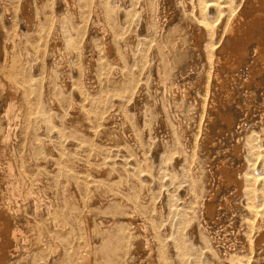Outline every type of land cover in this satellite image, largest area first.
I'll return each mask as SVG.
<instances>
[{
    "label": "bare ground",
    "instance_id": "bare-ground-1",
    "mask_svg": "<svg viewBox=\"0 0 264 264\" xmlns=\"http://www.w3.org/2000/svg\"><path fill=\"white\" fill-rule=\"evenodd\" d=\"M41 1H43L44 7L41 8L36 4V7L39 8L34 9V4L32 5L30 1L26 3L24 0H0V3L5 8L4 10H6V16L9 17L13 13L12 8H14L15 15L13 14V22L16 20L18 26L24 24V27L27 29L26 37L22 36L23 33L21 31V35L15 32L16 38L13 37L15 38L13 39L11 37L12 33L9 32L10 34H8L4 32V26L0 23V264H95L94 257L98 260L102 258H100L98 252L95 253V250L97 251L99 249L96 248L99 245V234L97 231H94V219L92 222L94 210L100 212V209H102V206L101 208H97L99 207L97 204V207L94 206V190H96V187L94 189V185L96 184L95 181L101 177L99 176L100 178L97 179L93 176L97 179L93 181L92 178L89 180L90 177L84 174L82 175V173L80 174L81 169L78 161L81 160L79 158L76 161L77 159L75 160L73 158L82 153V150L87 154L89 161H92L96 156L94 154V133L92 134L93 131H91L92 126L95 125V120L102 119L103 112L107 111L104 113L102 120L108 127L117 112L121 116L123 113L121 110L125 106H139L145 99L144 97L146 95V89L150 84V79H152V82L154 80L153 77L146 79V76L152 74L155 78L156 89H164L165 93L168 92L169 82L172 80L171 77H174V80L170 84V98H172L169 106L171 109L179 104L194 108L195 114H192L193 116L190 117H194L191 121L195 119L199 120L197 129L195 131L193 130L195 132L193 142L195 143L194 147L197 151L202 148L207 150L209 146H214L218 140H221L222 134L225 132L239 139L238 132L245 129V125L250 118V112L253 108L254 98L260 92L262 95L259 102H264V0H130L128 1L130 5L127 4L129 5L128 7L124 6L125 10L121 6L123 11H118L108 0H99L101 1L100 3L97 2L98 0L95 3V0H80L81 2L78 0L80 2V13L77 12L78 7H76L75 0ZM58 1H63L69 11L73 10L75 20L72 24L74 25L62 19H54L57 14L54 11L55 17L52 14V10H55L53 5L55 4L56 8V5H58L56 2ZM62 5L64 4L62 3ZM59 16L61 18L64 17ZM71 19L73 21V17ZM122 28L125 29L124 36L123 34L121 35ZM94 32L102 35L100 37L102 39L101 43L103 47L101 49L104 59L101 63H98V60L94 56V51H97L92 47V42H87V39ZM95 41L98 43L99 40L97 41L96 39ZM63 44H66L65 46L68 49L67 52L64 51L65 49H60V56H62L61 59L63 58L64 63L58 61L59 56L56 50V59L53 57L52 59L57 60L58 64L55 63L58 65L60 74L66 73V75L70 74L72 77L69 76L71 78L67 80L61 77L56 82L53 77L52 79L54 81L52 80L51 82V78L49 77L50 79L45 81L44 78L48 77L45 76L46 67L44 61H47L46 59L51 48L58 50ZM98 45H101L100 42ZM54 60L51 61L53 62ZM53 70L56 71L55 68ZM238 83L241 86L237 85ZM237 86H240V89L244 92V99L240 96L238 97L237 93L235 94L237 92ZM56 96L58 100L59 96L61 97L60 101L62 100V104L68 103V100L71 103L69 105L71 106L69 107L71 109L70 112L68 111L69 113L66 114L65 110L62 113L63 110H60L62 114H66V116L63 115V117L67 118L66 120L63 119L64 121L72 122L76 114H78L90 125V129H86V126H84L83 131L79 128L82 131L81 137L79 138L82 139H77L81 141L77 146L66 147L67 144H63L64 140L62 138L64 139V135L66 132L68 133V129L63 134L61 129L57 130L55 128L56 124L53 127L52 124L50 127V122L52 121L50 119V113L53 112L51 108L58 110L60 107ZM244 104H246V107ZM158 106L160 105L158 104ZM184 106L181 107L187 110ZM132 107L131 109H133ZM114 109L116 110L113 111ZM140 110L142 111V108ZM148 110L150 111L149 108ZM143 111L145 113V110ZM127 112L129 113L130 111ZM136 113L137 117L142 114L139 110ZM162 114L163 117H166L164 113ZM187 117H189V114ZM56 118L60 121V117ZM53 121L55 120L53 119ZM74 123L70 125H75ZM193 123L195 122L193 121ZM65 124H61V126H65ZM112 124L114 123L112 122ZM248 124L250 126V123ZM161 125L171 135L173 134L172 131H174L178 137H186L187 131L184 128V120L178 114L174 115L170 120L164 118ZM101 127L103 128V126ZM192 127L194 128V126ZM81 128L83 129V127ZM65 129L63 127V130ZM78 131L76 129V132L74 131L75 134ZM70 132L73 133V131ZM53 137L57 140L56 144H54V141L53 144L50 143ZM72 138H69L70 144ZM77 140L74 141L77 142ZM247 140H245L246 143L252 142V140ZM254 140L252 143H254ZM106 141L103 134H99L95 142L102 145ZM224 144L229 143L225 142ZM141 145L143 146V144ZM252 146L251 148H253ZM120 148L122 149V147ZM218 148L220 149V147ZM219 151L223 152L221 150ZM107 152L110 151L108 150ZM206 153L208 154V151ZM234 153L238 156L240 155L236 149ZM108 155L107 160L110 157ZM70 157L76 162H72ZM112 157H115L114 154ZM233 157H235V161L239 164L238 157ZM200 158L201 156L196 159L198 160ZM109 159L112 158L110 157ZM105 162L103 165H105ZM141 162L145 163L143 161ZM94 164L92 163L90 168L91 166L94 167ZM98 167L95 166V168ZM235 167L236 165L234 164L229 166L228 163H225L218 169L217 174L220 187H225L227 191L234 192V196L239 198L235 209H241L243 201L247 202L248 208H254L256 207L255 197H253L254 195L250 188L252 182L249 179V175L247 180L243 175V173L248 174L249 171L242 172L241 168L236 170ZM142 170L140 169V171ZM89 171L92 173L93 170L91 169ZM87 172L85 173L87 174ZM90 172H88V175H90ZM124 177L127 178L126 176ZM102 179L100 180L102 181ZM105 179L107 180V178ZM109 179L111 180V177ZM118 180L114 181L118 182ZM101 181L99 184L104 183H101ZM151 181H148V183ZM254 182H257L255 178ZM140 185L138 186L140 187ZM125 187H128V184ZM206 187L205 189H207ZM117 190L119 189L117 188ZM219 190L220 188L216 191H211L210 200H201L203 201L200 207V215L203 223L201 229L205 227L204 225L208 227L211 223L215 222L214 215L218 208L214 199L217 198ZM106 191H108V188ZM189 191V194L192 193ZM133 192L135 193L136 191L133 190ZM144 193L146 194L145 191ZM244 194L245 198H243ZM127 195L129 196V194ZM154 197L157 198L158 196ZM110 200L112 201V198ZM128 201L132 203L133 208L132 210L129 209L130 211L125 214V218L123 217L125 219L123 221L126 223L125 226L121 225L120 221L119 226L115 225L118 223H115L107 228L109 237L111 240H115L118 246L116 249L117 259L120 257L121 259L123 257H135L139 260V264H193L196 261L194 250H192L193 248L189 247L188 243H186L188 236L187 238L185 237L186 240L183 237L186 230L183 229V236H179L178 238L174 237L176 235L175 233L174 235L172 234L174 231H170L175 239L169 240L172 236L170 235L171 237L169 238L166 237L165 234H167L168 230L166 231L165 228L166 233H164L163 226L159 225L162 223L156 220L157 216L155 217V215L158 211L154 213L157 224L153 222L154 220L152 221L153 223L149 224V220H152L153 217L150 219L143 217L146 214H141L142 209H139V198L133 196ZM174 201L176 202V200ZM148 203L150 202L148 201ZM148 203L147 205L149 206ZM158 203L159 201L157 205ZM165 203L167 204L168 202ZM231 203L230 201H226V206L230 208ZM110 204L108 205L107 203L106 205L109 207ZM166 207L168 208V205ZM114 208L115 206L107 209L104 208L105 216L113 218L115 213H113ZM154 208L157 209V207ZM124 209L126 212L127 209ZM179 209L182 210L181 208ZM119 210H122V208ZM176 211H174V215ZM184 211L187 214L188 220L193 217L192 215H196L194 213V207H190ZM178 212L177 214L180 213ZM165 216L163 215V217ZM189 216L192 217L190 218ZM166 218H169V216L167 215ZM144 219L148 220V223ZM166 221L169 222L168 219ZM199 222L201 223V221ZM170 223L172 222L170 221ZM182 223L180 222V224ZM186 224L184 223L185 226ZM169 225L167 223L168 227ZM188 225L187 232L189 230L192 231L194 228L191 229ZM174 227L176 228V226ZM174 227L173 229H175ZM177 227H179V224H177ZM169 229L172 228L170 227ZM248 231L251 234L257 233L253 249L256 250L259 258L260 256H264V203L263 208L259 211L254 210L251 212L250 219H247L243 224L242 233L247 235ZM179 233L178 235H180ZM209 237L206 241L209 240L215 247L218 244L216 237L214 236V238L211 234H209ZM191 239L193 237L190 238V241L188 239L189 243L193 242ZM103 240L101 239V242ZM209 242L208 244L210 245ZM191 246H193L192 243ZM256 252L253 250V253ZM104 264H106V261Z\"/></svg>",
    "mask_w": 264,
    "mask_h": 264
},
{
    "label": "rangeland",
    "instance_id": "rangeland-1",
    "mask_svg": "<svg viewBox=\"0 0 264 264\" xmlns=\"http://www.w3.org/2000/svg\"><path fill=\"white\" fill-rule=\"evenodd\" d=\"M31 2L34 9H36V4L37 6L39 7H44V4H43V1L41 0H24V2L28 3V2ZM33 1V2H32ZM80 1V0H79ZM91 1V0H90ZM97 0L94 1V3L96 2ZM103 1V0H101ZM101 1H97L98 3H100ZM106 1V0H105ZM112 6L116 7L118 11H123V9L125 10V7L124 6H129L130 5V0H115V4L113 5L114 3V0H108ZM119 1V2H117ZM81 2V1H80ZM78 0H75V3L77 4L76 7L77 8V12L80 13V5ZM124 2V3H123ZM42 3V4H41ZM58 3V5H56V8H55V4L53 5V8L55 10H52V14L54 15L55 17V14L56 17L54 19L56 20H60L62 19L63 21L69 23V24H72L74 22V13H73V10H70L66 7L65 3L63 1H58L56 2ZM62 3L64 5H62ZM119 3V4H117ZM123 3V4H122ZM126 3V4H125ZM60 4V5H59ZM121 4V5H120ZM129 4V5H127ZM20 6V5H18ZM123 6V9L122 7ZM38 7V8H39ZM121 7V8H120ZM126 7V8H127ZM19 8V7H18ZM37 8V9H38ZM58 8V9H57ZM66 8V9H65ZM5 8L2 6V4L0 3V23L2 24V26H4V32L10 34L12 33L10 36L13 38L16 36L17 33H19L21 35V31H22V36L26 37V34H27V29L26 27H24L25 25L24 24H20V26L17 25V21L14 20V8L13 9V13H11V15L9 17L6 16V10H4ZM65 11V14H64V11ZM79 10V11H78ZM55 14H54V12ZM59 11V13H58ZM70 13H68V12ZM63 12V13H62ZM66 13H67V16H66ZM78 13V14H79ZM5 14V15H4ZM14 14V15H13ZM61 15L62 17L66 16V18H61L59 15ZM63 14V15H62ZM70 14H71V18L73 17V21L72 19L70 18ZM69 15V16H68ZM4 16V17H3ZM59 16V17H57ZM3 18V19H2ZM7 18V19H6ZM16 18V17H15ZM58 18V19H57ZM68 18V19H67ZM67 21H66V20ZM61 20V21H62ZM71 20V21H69ZM95 22V21H94ZM9 25H8V24ZM5 24V25H4ZM74 25V24H72ZM14 26V27H13ZM18 26V27H17ZM13 27V29H12ZM6 29H9V30H6ZM11 30V31H10ZM121 35L123 34L124 36V33H125V29L122 28L121 29ZM10 32V33H9ZM16 32V34H15ZM25 32V33H24ZM15 34V35H14ZM99 37H98V36ZM102 35H100L98 32H94V34L91 36L93 38H88L87 39V42L89 41L90 43L92 42V47H94V50H96L97 52L94 51V56L95 58L98 60V63H101L103 62V59H104V55H103V52H102V39L101 37ZM16 38V37H15ZM13 38V39H15ZM123 38V37H122ZM94 39V40H92ZM97 39L98 43L100 42V44L102 45H98V43L95 41ZM92 40V41H91ZM95 41V42H93ZM88 42V43H89ZM97 43V44H95ZM95 44V45H94ZM66 45V44H65ZM64 44L62 45V47H59L58 50L57 49H50V52H49V55H48V58L46 59L47 61H44L45 62V67H46V74L45 76L48 77V78H44L45 81H47L48 79L51 78V82L52 80L54 79L55 82L59 80V78L61 79H69L72 77V75L68 74L66 75V73L64 74H60L59 71H58V63H57V60H54L56 59L55 57V50L59 56V60L61 63H64V60L63 58L61 59L62 56H60V49H65L64 51H68L67 49V46H65ZM65 47V48H64ZM91 47V46H90ZM96 47V48H95ZM100 47V48H99ZM98 48V49H97ZM67 49V50H66ZM100 49V50H99ZM99 50V51H98ZM117 51V50H116ZM53 56H52V54ZM100 54H99V53ZM98 56V57H97ZM52 57L54 59H52ZM101 59V60H100ZM51 60H54L53 62ZM62 60V61H61ZM57 64H56V63ZM51 65V66H50ZM53 65V66H52ZM55 65V67H54ZM55 68V70L57 71H54L53 69ZM49 69V70H48ZM51 69V70H50ZM50 71L51 74H50ZM56 74H55V73ZM175 72V71H174ZM209 72V70H208ZM48 75V76H47ZM54 75V76H53ZM152 74H149V76H146V79L149 77V78H152L155 80L154 76ZM56 76V77H55ZM59 76V77H58ZM67 76V78H66ZM71 76V77H69ZM151 76V77H150ZM50 77V78H49ZM53 77V79H52ZM172 80H174V77H171ZM53 80V81H54ZM152 82V79H150V84L148 85V88L146 89V95H145V99L143 100L142 103H140L139 106L137 107H132L131 106H125L123 110H121V112H123L121 114V116L118 115V112L116 113V116L114 117V119L110 122V126L107 127V125H105V122L102 120L104 118V113L106 112H103V116H102V119H98V120H95L94 122V126H92V134L94 135V147H95V150H94V154H96V156L94 157V159H92V161H89L88 158H87V154H85V151L82 150V153L81 156H79L80 154H78L77 156L73 157L76 161L81 160V161H78V164L80 165V169L84 172H82L80 170V174L82 173V175H86L88 177H90L89 180H97L98 178L102 179V181L100 179H98L97 181H95V185H94V189L96 187V190H94V201H95V207H97V205H99V207L97 208H101L102 206V209H100V212H96L94 210V216L92 218V222H93V219H94V228L95 230L94 231H97L98 234H99V245L98 247H96L98 250L96 251L95 250V253L98 252V254L100 255V258L101 259H95L94 257V263L95 264H104V262L106 261V264H139V260L136 259L135 257H131V258H122L121 257L119 259H117V253H116V249L118 248L117 244H116V241L115 240H111V238L109 237V233L107 232V228L108 226L112 225V224H115V223H118V224H115V225H123L125 226V214L132 210L133 208V205L132 203H130L129 198H132L133 196H137L139 198V209L141 210L142 209V212L141 214L145 215L143 216L144 218H152V220H149V224L150 223H156V220L160 223H164L163 225L162 224H159L161 226H163V230L166 228V231H167V234L166 237H171L169 238V240H174L175 238H173V235L174 233L176 235H174V237L178 238L179 236H183L184 238L188 236V239L190 241V238L193 237V239H191V241L193 242H188V239L186 241V243H188V246L189 247H192L191 249L194 250V255H195V259L196 261H194L193 264H264V256H260L259 258V255L257 254L256 250L253 249L254 248V243H255V240H256V237H257V233H253L251 234L250 231H248L247 235H244L242 233V229H243V224L245 223V221L247 219H250V215H251V212H253L254 210L255 211H259L260 209L263 208V203H264V122L262 118H264V102L261 101L259 102V99L261 98V92L254 98V104L252 105V110L250 112V118L248 120V122L246 123L245 125V131H241V132H238V137L239 139L235 138V136L225 132L224 134H222V137H221V140H218L217 143L213 146H209V149L205 150V149H201L203 150L202 153H201V150L197 151L196 148L194 147V133L193 130L195 131L197 129V123H199V120L198 119H195V120H192V118L194 117H190V116H193L195 114V111H194V108H191L190 106H184L183 104H179L178 106H175L173 107V109L170 108L169 104L171 103V98H170V84L172 82V80L169 82V88H168V92L165 93V90L164 89H156L155 87V82ZM72 81V80H71ZM70 81V83H71ZM180 81V80H179ZM54 82V83H55ZM53 83V84H54ZM208 83V82H206ZM237 85H240V83H238ZM241 86V85H240ZM240 86H237V92H235V94L237 93L238 94V97L240 96L242 99L245 98V94L244 92H242V89H240ZM154 87V88H153ZM239 88V89H238ZM155 89V90H154ZM263 89V88H261ZM152 90V91H151ZM157 90V91H156ZM263 91V90H261ZM160 94H159V93ZM163 92V93H162ZM243 93V94H242ZM159 94V95H158ZM242 95V96H241ZM157 96V97H156ZM149 97V98H148ZM57 98V96H56ZM61 97L59 96V104H60V107L58 108V110H54V108H51V110H53V112H51L50 114V119L53 121V119L55 121H51L50 122V127L52 125L55 126H58L61 124H65L62 125L61 127L58 126L55 128H57V130L61 129V131L63 132V134L67 131L68 129V133L66 132L65 135H64V139L62 138V140H64L63 144H67L66 147H70V146H77L80 144L81 141H79L80 139L82 138H79L81 137V134H82V131L84 130V126H86L85 128L86 129H90V125L86 122L85 119H83L82 117H80L78 114H76L74 120L72 122H66L64 121L63 119H67L66 117H63L66 116L67 113H69L71 111V109L69 106L71 103H70V100H68V103L66 104H62V100L60 101ZM147 100V101H146ZM169 100V101H168ZM146 101V102H145ZM169 103H168V102ZM258 102V103H256ZM155 103V104H154ZM158 104L160 106H158ZM65 107H64V106ZM68 105V106H67ZM153 105V106H152ZM183 107H186L187 110H185V108H182L181 106ZM263 105V106H262ZM149 106V107H148ZM244 106L246 107V104H244ZM131 109V107L133 109ZM157 111H156V109ZM161 107V108H160ZM163 107V108H162ZM70 110H69V109ZM127 108V109H126ZM142 108V111L140 110ZM148 108L150 109V111L148 110ZM160 108V110H159ZM165 108V110H164ZM182 108V110H181ZM148 113H147V111ZM258 109V110H257ZM62 113L66 111V114H62ZM65 110V111H64ZM116 109H114L113 111H115ZM136 110V111H135ZM140 111V114L138 117H137V111ZM145 110V113H143ZM189 110V112H188ZM69 111V112H68ZM111 111V110H110ZM127 111H130L129 113L126 112ZM185 111V113H184ZM194 111V112H192ZM152 114H151V113ZM156 115H154L155 113ZM180 112V113H179ZM57 113L56 115H53ZM133 113V115H131ZM154 113V114H153ZM165 114L166 117H163V114ZM253 113V114H252ZM60 114V116H59ZM62 114V115H61ZM151 114V115H150ZM159 114V115H158ZM178 114L179 116L182 117V119L184 120V128L185 130L187 131L186 132V137H181L174 133V131H172V135L168 133V131L161 125L162 123V120L164 118H167L168 120L172 119L174 117V115ZM181 114V115H180ZM184 114V115H183ZM189 114V117H187ZM191 114V115H190ZM193 114V115H192ZM252 114V115H251ZM53 115V116H52ZM136 115V117H135ZM153 115V116H152ZM155 116V117H154ZM56 117H60V121L58 118ZM133 117V118H132ZM185 117V118H183ZM253 117V118H251ZM138 118V119H137ZM82 119V120H81ZM137 119V120H136ZM146 119V120H145ZM188 119V120H187ZM80 120V121H79ZM124 120V121H123ZM133 120V121H132ZM59 121V122H57ZM65 123H63V122ZM78 121V122H77ZM131 123L129 124L128 123ZM138 121V122H136ZM157 121V122H156ZM193 121L195 123H193ZM75 122V123H74ZM85 122H86V125H85ZM102 122V123H101ZM112 122L114 124H112ZM135 124H134V123ZM60 123V124H59ZM74 123L75 125H70ZM78 123V125H77ZM81 123V124H80ZM250 123V126L249 124ZM103 124V125H102ZM112 124V125H111ZM134 124V125H133ZM195 124V125H193ZM82 125V126H81ZM194 126V128L192 126ZM74 126V127H73ZM76 126V128H75ZM96 126V127H95ZM103 126V128L101 127ZM191 126V127H190ZM249 126V127H248ZM60 127V128H59ZM63 127L65 130H63ZM73 129H72V128ZM83 127V129L81 128ZM88 127V128H87ZM101 127V128H99ZM107 127V128H106ZM82 130H80V129ZM111 128V129H110ZM76 129L78 131L77 134H75L76 132ZM130 129V130H129ZM247 129H248V133H247ZM252 129V130H251ZM102 130V131H101ZM105 132H104V131ZM110 130V131H109ZM250 130V131H249ZM70 131H73L70 132ZM75 131V132H74ZM81 131V132H80ZM98 131V132H97ZM131 131V132H130ZM191 131V132H190ZM103 132V133H102ZM252 132H254V136L252 134ZM106 133V134H105ZM240 133V135H239ZM250 133V134H249ZM71 134V135H70ZM79 134V135H78ZM99 134H103V136L106 138V142L105 144H100V143H97L95 141H97V136ZM163 134V135H162ZM244 134V135H243ZM76 135V136H75ZM176 135V136H175ZM245 135H247L245 137ZM250 135V136H249ZM66 136V137H65ZM83 136V135H82ZM172 136V137H171ZM71 137H77L76 139L72 138L71 140V144H70V141H69V138L71 139ZM96 137V138H95ZM128 137V138H127ZM181 137V138H180ZM192 137V138H191ZM229 139H227V138ZM234 137V138H233ZM241 137V139H240ZM249 140H247L248 138ZM126 138V139H124ZM177 138V139H175ZM185 138V139H184ZM190 138V139H189ZM226 138V139H225ZM251 138H254V139H251ZM259 138V139H258ZM66 139V140H65ZM79 139V140H77ZM128 139V140H127ZM132 139V140H131ZM244 139V141H243ZM74 140H77V142H75ZM127 140V141H126ZM141 140V142H140ZM165 140V141H163ZM181 143H180V141ZM187 140V141H186ZM239 140V142H238ZM245 140L247 141H250L254 140V143H252L251 141L250 142H245ZM51 144H53V141H54V144H56L57 140L55 139V137H53V140H50ZM66 141V142H65ZM131 141V142H130ZM146 141H149L146 143ZM174 141V142H173ZM180 143V144H178ZM229 141V142H228ZM242 141V142H241ZM69 142V143H67ZM125 142V143H124ZM187 143V144H184V143ZM220 142V143H219ZM229 143V144H224V143ZM76 145H74V144ZM97 143V145H96ZM109 143V144H108ZM124 143V144H123ZM146 143V144H145ZM178 145H177V144ZM183 143V144H182ZM252 143V144H251ZM143 144V146L141 145ZM219 146H218V145ZM254 144V145H253ZM126 145V146H124ZM130 145V146H129ZM186 145V146H185ZM191 145V146H190ZM228 147H226V146ZM250 145V146H248ZM253 145V146H252ZM102 146V147H101ZM104 146H105V149H104ZM178 147L176 149V147ZM247 146V147H246ZM251 146L254 148H251ZM118 147V148H117ZM122 147V149L120 148ZM181 147V148H180ZM220 147V149L218 148ZM241 147V148H240ZM249 147V148H248ZM99 148V149H98ZM102 148V149H101ZM125 148V149H124ZM144 148V149H143ZM195 148V149H194ZM211 148V149H210ZM251 148V150H250ZM101 149V150H100ZM119 149V151H118ZM124 149V150H123ZM237 150L240 155H236L234 153V150ZM97 150V151H96ZM102 150H103V153L106 154L104 155L102 153ZM106 150V151H105ZM110 151V152H107V151ZM112 150V151H111ZM219 150L223 151V152H220ZM241 150V151H239ZM96 151V152H95ZM116 153H115V152ZM123 151V153L121 152ZM194 151V152H193ZM206 151H208V154L206 153ZM212 151V152H211ZM84 152V153H83ZM215 152V153H213ZM220 154H219V153ZM99 153V154H98ZM110 155H108V154ZM118 153V154H117ZM182 153V154H181ZM194 153V154H193ZM198 153V154H196ZM199 153H201V155H199ZM205 153V154H204ZM213 153V154H212ZM224 153V154H223ZM258 153V154H257ZM84 154V155H83ZM98 154V155H97ZM114 154V158H115V161H114V158L112 157ZM116 154V155H115ZM107 155L110 156L112 159H109L107 160ZM124 157H123V156ZM204 155V156H203ZM257 155V157H256ZM86 156V157H85ZM117 156V157H116ZM123 158H122V157ZM194 156V157H193ZM197 156H201L200 159H196V158H199ZM207 156V157H206ZM226 156V157H225ZM230 156V158H229ZM233 156H237L238 157V161L240 162L239 164L237 163V161H235V157ZM243 156V157H242ZM78 157V158H77ZM98 157V158H97ZM102 157V158H101ZM121 157V158H120ZM196 157V158H195ZM228 157V158H227ZM72 157H70V160L73 162H76ZM82 158V159H81ZM120 158V159H119ZM126 158V159H125ZM131 158V160H130ZM194 158H195V161H194ZM203 158V159H202ZM105 159H106V162H105ZM117 159H119L117 161ZM229 159V160H227ZM110 160V161H109ZM112 160V161H111ZM124 163H123V161ZM127 160V161H126ZM130 160V162H129ZM138 161V164H137V161ZM208 160V161H207ZM82 161H85V162H82ZM105 162V165H103V163ZM115 164H114V162ZM118 163H117V162ZM141 161L145 162V163H142ZM205 161V162H204ZM80 162V163H79ZM90 163L88 165V163ZM107 162H109V164H107ZM112 162V163H110ZM127 162V163H126ZM133 162V163H131ZM212 162V163H211ZM259 162V163H258ZM83 163V164H82ZM92 163H95V164H98V165H95L94 164V167L91 166L90 168V165ZM227 164L229 166L231 165H236L235 169L237 170L238 168H241L242 169V172L244 171H249L251 173L248 172L247 173H243V175L245 176V179L247 180L248 179V175L250 176L249 179L250 181L253 183H251V192L252 194L254 195L253 197H255V203H256V207L254 208H248V205H247V202L246 201H243L242 202V208L241 209H235L237 204H238V201H239V198L234 196V192H229L225 189V187H220V183H219V177H218V174H217V171L219 168H221L223 166V164ZM107 164V166H106ZM123 164V166H122ZM127 164V165H126ZM132 164V165H131ZM137 164V165H136ZM113 165V166H111ZM136 165V166H135ZM83 166V167H82ZM86 168H85V167ZM98 167V168H95ZM106 166V167H105ZM110 166V167H108ZM117 166V167H115ZM122 166V167H121ZM141 166V167H139ZM250 166V167H249ZM113 167V168H112ZM126 167V168H124ZM129 167V168H128ZM137 167V168H136ZM191 167V169H190ZM208 167V168H207ZM252 167V168H251ZM107 168V169H105ZM111 170H110V169ZM133 168V169H132ZM143 171H140V169ZM214 170H212V169ZM254 168V169H253ZM87 169V170H86ZM93 170L92 173L89 171V170ZM135 169V171H134ZM137 169V171H136ZM146 169V171H145ZM188 169V170H187ZM205 169V170H204ZM207 169V170H206ZM248 169V170H247ZM251 169V170H250ZM107 170V171H106ZM139 170V171H138ZM258 170V171H257ZM86 171L90 172V175H88L89 173L87 172V174L85 173ZM106 171V172H105ZM185 171V173H184ZM140 172V173H139ZM179 172V173H178ZM192 172V174H191ZM207 172V173H205ZM209 172V173H208ZM107 173V174H106ZM110 173V175H109ZM132 173V174H131ZM134 173V175H133ZM188 173H189V176H188ZM92 174V175H91ZM115 176H114V175ZM140 174V175H138ZM146 174V175H145ZM150 176H149V175ZM196 174V175H195ZM209 174V176H208ZM247 176H246V175ZM255 174V175H254ZM107 175V176H106ZM118 179H117V177ZM137 177H136V176ZM252 175V177H251ZM254 175V176H253ZM95 176V177H93ZM100 176V177H99ZM123 178H122V177ZM124 176H126L127 178H125ZM145 176V177H143ZM149 176V177H148ZM111 177V181L109 178ZM136 177V178H135ZM139 177V179H137ZM95 178V179H94ZM107 178V180L105 179ZM130 178V179H129ZM134 180H133V179ZM149 178V179H148ZM151 178V179H150ZM253 178V179H252ZM254 178H255V181L257 182H254ZM258 178V179H257ZM261 178V179H260ZM109 179V180H108ZM125 181H124V180ZM127 179V180H126ZM137 179V180H136ZM145 179V180H144ZM147 179V180H146ZM252 179V180H251ZM114 180H118V182H115ZM122 180V181H121ZM132 180V181H131ZM138 180H141V181H138ZM152 180V181H151ZM202 180V181H201ZM261 180V181H260ZM101 181L104 182L103 184H99ZM107 181V183L105 184V182ZM138 181V183H137ZM145 181V182H144ZM148 181H151L148 183ZM126 184H125V183ZM128 182V183H127ZM140 182V183H139ZM109 183V185H108ZM111 183V184H110ZM113 183V185H112ZM118 187H117V185ZM131 183V184H130ZM136 183V184H135ZM144 183V184H143ZM147 183V184H145ZM207 183V184H206ZM128 184V187H125L126 185ZM141 184V185H140ZM256 184V185H255ZM101 187H100V186ZM116 185V186H115ZM124 185V187H123ZM131 185V186H130ZM136 185V186H134ZM140 185V187L138 186ZM147 185V186H146ZM209 185V186H208ZM255 185V186H254ZM98 186V187H97ZM110 189H109V187ZM149 186V187H148ZM189 186V187H188ZM192 186V187H191ZM198 186V187H197ZM207 186V187H206ZM106 187V188H105ZM114 187V188H113ZM135 187V188H134ZM143 187V188H142ZM145 187V188H144ZM184 187V188H183ZM205 187L208 189H205ZM253 187V188H252ZM108 188V191H106ZM117 188L119 190H117ZM190 188V189H189ZM218 188H220L219 190V193H218V196L217 198L214 199V202L218 208V210L216 211V214L214 215V219H215V222L211 223L208 219V221L211 223L210 226H206L204 225L205 227L203 229H201V227L203 226V223H202V220H201V215H200V207H201V203L205 200H210V194H211V191H216ZM104 189V191H102ZM118 191H116V190ZM126 189V190H125ZM128 189V191H127ZM136 191L135 193L133 192V190ZM137 189V190H136ZM143 189V190H142ZM146 189V190H144ZM193 189V190H192ZM115 190V191H114ZM134 193H132L131 192ZM139 190V191H138ZM189 192H192V193H188ZM125 195H124V193ZM143 191V192H142ZM144 191L146 192V194L144 193ZM115 192V193H114ZM131 192V193H130ZM140 192V193H139ZM185 192V193H184ZM118 193V194H117ZM194 193V194H193ZM205 193V194H204ZM221 193V194H220ZM96 194V195H95ZM118 196H117V195ZM122 194V195H121ZM129 194V196L127 195ZM133 194V195H131ZM144 196H142V195ZM193 194V195H192ZM197 194V195H196ZM203 194V195H202ZM109 196L107 198V196ZM114 195V196H113ZM152 195V196H150ZM195 195V196H194ZM206 195V196H205ZM106 196V197H105ZM120 196V197H119ZM150 196V197H149ZM154 196H158L157 198H155ZM188 196V197H187ZM199 196V197H198ZM231 198H229V197ZM105 197V198H104ZM145 197H147L145 199ZM149 197V198H148ZM152 197V198H151ZM194 199H193V198ZM203 199H202V198ZM112 198V201L110 200ZM117 198V199H115ZM151 198V199H150ZM155 198V199H154ZM201 198V199H200ZM245 198V194H244V197ZM242 198V199H243ZM154 199V200H153ZM111 202H110V201ZM159 201L158 205H157V202ZM176 200V202L174 201ZM197 200V201H195ZM203 200V201H201ZM108 201V202H107ZM120 201V202H118ZM122 201V202H121ZM143 201V202H142ZM145 201V203H144ZM148 201L150 203H148ZM153 201V202H152ZM170 201V202H169ZM173 201V202H172ZM193 201V202H192ZM226 201H230L232 202L231 205H230V208H228L226 206ZM98 202V203H97ZM149 204V206L147 205V203ZM165 202H168L167 204ZM172 202V203H171ZM100 203V204H99ZM108 203V205L110 204L109 207H112V206H115V208L113 209V213H114V216L113 218L109 217V216H105V209L109 208L108 205L106 204ZM119 205H118V204ZM122 203V204H121ZM130 203V204H129ZM154 203V205H153ZM177 203V204H176ZM190 203V205H189ZM195 203V204H193ZM82 204V202H81ZM97 204V205H96ZM113 204V205H112ZM115 204V205H114ZM126 204V205H124ZM128 204V205H127ZM166 204V206L168 205V208L166 206H164ZM170 204V205H169ZM193 204V205H192ZM200 204V205H199ZM122 205V206H121ZM132 205V206H131ZM174 206L173 208H171L172 206ZM179 205V206H177ZM189 205V206H188ZM65 206V205H64ZM106 206V207H105ZM127 206V207H126ZM163 206V207H162ZM170 206V207H169ZM184 206V207H183ZM186 206V207H185ZM188 206V207H187ZM221 206V207H220ZM94 207V208H95ZM119 207V208H118ZM126 208V212H125V209ZM152 207V208H151ZM154 207H159V209L157 210L156 208ZM166 207V208H165ZM176 207H178L176 209ZM192 208L194 207L195 208V211L194 213L196 214L195 216L192 215L190 218L192 219H187V214L184 210H187L189 208ZM105 208V209H104ZM120 208H122V210H119ZM145 208V209H144ZM171 211H170V209ZM179 208H181L182 210H180ZM198 208V209H197ZM130 209V210H129ZM154 209V211H153ZM156 209V210H155ZM167 209V210H166ZM169 209V210H168ZM117 210V211H116ZM119 210V211H118ZM148 210V211H147ZM161 210H163L161 212ZM177 210V211H176ZM240 210V211H239ZM145 211V212H144ZM157 212V214L155 215L154 213ZM161 213H160V212ZM166 211V212H165ZM168 211V213H167ZM170 211V212H169ZM173 211V212H172ZM174 211H176V214L174 215ZM180 213H179V212ZM198 211V212H197ZM236 211V212H235ZM251 211V212H250ZM119 212V213H118ZM151 212V214H150ZM177 212L179 214H177ZM184 212V213H182ZM101 213V214H100ZM104 213V214H103ZM159 213V214H158ZM165 213V214H164ZM169 216V218H166L167 215ZM170 213V214H169ZM173 213V214H172ZM199 213V214H198ZM228 213V214H227ZM150 214V215H148ZM165 217H163V215ZM172 214V216H171ZM154 215L156 217V220L154 218ZM159 215H162V216H159ZM182 215V216H180ZM101 216V217H100ZM105 216V217H104ZM176 218H175V217ZM180 218H179V217ZM198 216V218H197ZM107 217V218H106ZM119 218V221H118V218ZM124 217V218H123ZM161 217V218H160ZM163 217V218H162ZM172 217V218H171ZM186 217V218H185ZM101 218V219H100ZM115 218V219H114ZM158 218V219H157ZM169 222H167L165 219ZM175 218V220H174ZM181 220H179V219ZM195 218V219H194ZM106 219V221H104ZM162 219V220H161ZM178 219V220H176ZM182 219H184L182 221ZM124 220V221H123ZM154 220V221H153ZM163 220H165V222H163ZM186 220V222H185ZM191 220V221H190ZM195 220V222H194ZM121 221V222H120ZM123 221V222H122ZM144 221H146L148 223V220L144 219ZM153 221V222H152ZM170 221L172 223H170ZM179 221V223H178ZM190 221V222H189ZM201 221V223L199 222ZM222 221V222H221ZM244 221V223H243ZM102 222V223H101ZM106 222V223H105ZM120 222V224H119ZM176 224H175V223ZM180 222H183L182 224H180ZM105 223V225H104ZM167 223L169 225V227L167 226ZM175 225H174V224ZM184 223L186 224V226L184 225ZM189 223V225H188ZM198 223V224H197ZM172 224V225H171ZM177 224H179V227H177ZM191 224V225H190ZM96 225L97 226V229H96ZM181 225V226H180ZM184 227H183V226ZM190 226L191 229H193L192 231L188 230ZM196 225V226H195ZM199 225V226H198ZM242 225V226H241ZM103 226V227H102ZM176 226V228L174 227ZM172 228V229H169V228ZM173 227L175 229H173ZM181 227V228H180ZM187 227V228H186ZM199 227V228H198ZM207 227V228H206ZM103 228V229H102ZM101 229V230H100ZM183 229L186 230L185 231V234H183ZM104 232H103V231ZM179 230V231H178ZM210 230V232H209ZM214 230V231H212ZM166 231L164 230V233H166ZM170 231H174L173 233L170 232ZM200 231V232H199ZM180 235H178V233ZM204 234H203V233ZM208 232V233H207ZM239 232H241L239 234ZM173 235H172V234ZM188 233V235H187ZM200 233V234H199ZM207 233V234H206ZM214 233V234H213ZM183 234V235H182ZM209 234H211L213 237L215 236L216 239H217V242L218 244L215 245V247L212 245L211 242L206 241V239L209 237ZM171 235V236H170ZM195 237H194V236ZM220 235V236H218ZM101 236V238H100ZM107 236V237H106ZM191 236V237H190ZM103 237V238H102ZM190 237V238H189ZM206 237V238H205ZM214 237V238H215ZM173 238V239H172ZM185 238V240H186ZM205 238V239H204ZM210 238V237H209ZM220 238V239H219ZM101 239H104L102 242H101ZM219 239V240H218ZM232 240V241H231ZM236 240V241H235ZM206 242V244H204ZM208 242L210 243V245L208 244ZM229 242V243H228ZM236 242V243H235ZM253 242V243H252ZM103 243V244H102ZM115 243V244H114ZM191 243L193 246H191ZM246 243V244H245ZM250 243V244H249ZM220 244V245H219ZM108 245V247H106ZM222 245V246H221ZM238 245V246H237ZM250 245V246H249ZM106 248H105V247ZM113 246V247H112ZM117 246V247H116ZM203 246V247H202ZM208 246V247H207ZM220 246V247H219ZM224 246V247H223ZM228 246V247H227ZM237 247V248H236ZM105 250H104V249ZM217 248V249H216ZM112 249V250H110ZM251 249V250H250ZM218 250V251H217ZM253 250L256 252V253H253ZM111 251V252H109ZM115 251V252H114ZM116 253V254H114ZM107 255V257H105ZM116 255V256H115ZM113 256V257H112ZM104 257V258H103ZM257 258V259H256ZM259 258V259H258ZM105 261H104V260ZM133 259V260H132ZM259 260V261H258ZM258 261V263H257ZM80 262V261H78ZM97 262V263H96ZM236 262V263H235ZM146 264V263H145Z\"/></svg>",
    "mask_w": 264,
    "mask_h": 264
}]
</instances>
